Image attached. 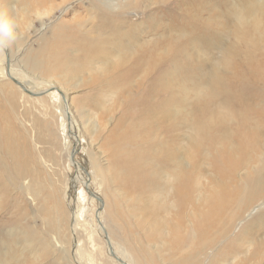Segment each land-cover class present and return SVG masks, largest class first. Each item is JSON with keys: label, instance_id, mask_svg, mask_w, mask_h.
<instances>
[{"label": "rangeland", "instance_id": "374dc122", "mask_svg": "<svg viewBox=\"0 0 264 264\" xmlns=\"http://www.w3.org/2000/svg\"><path fill=\"white\" fill-rule=\"evenodd\" d=\"M263 2L0 0V264H264Z\"/></svg>", "mask_w": 264, "mask_h": 264}, {"label": "bare ground", "instance_id": "6f19581e", "mask_svg": "<svg viewBox=\"0 0 264 264\" xmlns=\"http://www.w3.org/2000/svg\"><path fill=\"white\" fill-rule=\"evenodd\" d=\"M254 5H250V7H253ZM259 6H261L262 8H263V10H264V2L263 3H261ZM0 46H1V48H2V52L4 51V53H6V54H4V58L3 59H6V62H8V60H7V56H8V54H7V46L5 45V43L4 42H0ZM5 55H6V58H5ZM8 75V74H7ZM9 75H10V80L13 82V83H15L16 81H18V82H20L19 80H17L15 77H13L11 74H10V71H9ZM20 83H22V85H23V87L25 88V89H27V87H26V85H24V83L23 82H20ZM16 84V83H15ZM16 85H18V84H16ZM17 87H19L21 90H23L22 89V86H20V85H18ZM58 89V88H57ZM28 90V89H27ZM24 91V90H23ZM28 91H30V90H28ZM25 93H27L26 91H24ZM30 92H32V91H30ZM37 93V92H36ZM36 93H34V92H32V94H36ZM39 93V92H38ZM63 94V93H62ZM64 107H66V106H64ZM74 126V123H72L71 122V124L69 125V128H72ZM71 132V131H70ZM75 132V131H74ZM72 133V132H71ZM74 137V136H73ZM76 144H77V141H76ZM71 159V158H70ZM72 160V159H71ZM73 165L77 168V169H81L80 167L78 168V166H76L75 165V163H74V161H73ZM82 170V169H81ZM19 172H20V168H19ZM82 172H83V177H85V179H87V173L86 172H84L83 170H82ZM20 176V175H19ZM96 195H98L97 193H95ZM99 213L101 214V211H99L98 213H97V223H98V221L101 223V221H100V219H99ZM239 218H241V217H239ZM46 225H47V227L52 231L53 230V226H52V223L50 222V221H48V220H46ZM102 228H103V225L101 224V227L98 225V229H99V231L102 233V235H103V232H102ZM104 230H105V228H103ZM107 234V233H106ZM107 236V239L109 240V242H110V245H111V248H112V250H113V252H114V254L117 256V257H119L120 258V256H119V254H120V252L118 251V254L116 253V251L113 249V247H112V241H111V239H110V236H108V235H106ZM105 240V239H104ZM73 243H75V239H73ZM72 243V246L74 245ZM105 243H106V240H105ZM106 249H107V253L112 257V255L110 254V251L108 250V247H107V245H106ZM88 256H90V255H88ZM112 259L116 262V263H118V264H121V263H119L116 259H115V257H112ZM121 259V258H120ZM122 260V259H121ZM122 261H124V260H122ZM124 263L125 264H127L125 261H124Z\"/></svg>", "mask_w": 264, "mask_h": 264}, {"label": "water", "instance_id": "95a60500", "mask_svg": "<svg viewBox=\"0 0 264 264\" xmlns=\"http://www.w3.org/2000/svg\"><path fill=\"white\" fill-rule=\"evenodd\" d=\"M7 60H8V58H7ZM7 63H8V62H7ZM8 76L10 77L9 73H8ZM15 83L18 84V85H20V86H22V89H23L24 91H26L27 93L32 94V92L28 91L27 89H25V88L23 87L22 83H20V82H18V81H16ZM51 90H55V91H57V92L63 97L62 92H61L59 89H57L56 87H50V88H47V89L42 90V91H40L39 93H36V94H37V95H41V94H44V93L49 92V91H51ZM76 152H77V145L74 144V145H73V148H72V150H71V153H70V158H71V159H73V156H74V154H75ZM87 180H88V178H87ZM85 184H86V191L88 192V194H89L91 197L96 198V199L100 202V206H102V204H101V203H102V199H101L98 195H96L93 191H91L90 189H88V181H87ZM100 206H99V209L96 210V217H97V213L100 211ZM98 225L101 227V223H100L99 221H98ZM102 232H103V238L106 240V245H107L108 250L110 251V254L112 255V257H115V259H116L119 263H121V264H125L124 261H122L119 257H117V256L114 254V252H113V250H112V248H111L110 242H109V240L107 239L106 231H105L103 228H102ZM73 244H74V243H73Z\"/></svg>", "mask_w": 264, "mask_h": 264}, {"label": "clouds", "instance_id": "9594fccd", "mask_svg": "<svg viewBox=\"0 0 264 264\" xmlns=\"http://www.w3.org/2000/svg\"><path fill=\"white\" fill-rule=\"evenodd\" d=\"M14 33V25L7 19L0 17V42L6 41L9 34Z\"/></svg>", "mask_w": 264, "mask_h": 264}]
</instances>
